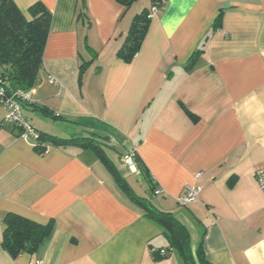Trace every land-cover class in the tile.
Returning <instances> with one entry per match:
<instances>
[{"label":"crops","instance_id":"obj_1","mask_svg":"<svg viewBox=\"0 0 264 264\" xmlns=\"http://www.w3.org/2000/svg\"><path fill=\"white\" fill-rule=\"evenodd\" d=\"M12 1L26 19L38 2L50 14L30 93L58 118L38 111L47 120L34 116L32 127L59 138L107 128L108 159L136 194L174 213L192 251L204 232L211 264H264V192L254 178L264 168V0H166L129 63L116 52L151 0ZM4 115L0 107V264H181L174 254L152 259L166 240L92 151L45 144L39 153ZM130 152L162 194L122 165ZM185 185L200 192L181 207ZM6 214L51 221L52 233L13 258L2 246Z\"/></svg>","mask_w":264,"mask_h":264},{"label":"trees","instance_id":"obj_2","mask_svg":"<svg viewBox=\"0 0 264 264\" xmlns=\"http://www.w3.org/2000/svg\"><path fill=\"white\" fill-rule=\"evenodd\" d=\"M119 1L128 7L135 0ZM161 1L151 0V7L159 5ZM149 10L144 9L133 17L123 43L116 52V57L125 63L131 62L140 50L150 24ZM28 13L30 19L22 15L12 0H0V74L4 79V87L9 92L17 90L30 92L40 82L39 75L42 70V57L48 35L50 14L39 2L30 6ZM186 68L190 69V66ZM27 106L33 107L34 111L48 114L52 119L58 118L48 113L42 106L25 103L23 109ZM109 131L104 127H81L69 138H59L38 132L39 136L34 142V149L43 153L46 151L45 144H48L53 147L74 146L81 150L92 151L109 170L116 184L130 202L141 208L146 219L161 231L166 240V246L161 250L151 249L154 261L163 260L170 254H174L181 264H211L202 250L204 232L200 236L196 250L192 251L189 233L185 226L176 219L174 213L162 210L152 199L136 194L117 172L105 153L107 149H111ZM133 162L137 173L147 180L154 194L156 186L136 154H134ZM154 196L157 197L155 194ZM2 225V246L13 258L23 253L36 252L38 247L50 237L53 230L51 221L46 225H39L14 214H6L2 219ZM161 252L164 255H161Z\"/></svg>","mask_w":264,"mask_h":264},{"label":"built area","instance_id":"obj_3","mask_svg":"<svg viewBox=\"0 0 264 264\" xmlns=\"http://www.w3.org/2000/svg\"><path fill=\"white\" fill-rule=\"evenodd\" d=\"M166 5L167 1L162 0L159 5L152 6L149 10V17L152 18V16H154L157 12L163 10ZM47 81L49 84H55L51 77H48ZM25 103H32L31 93L19 90L9 92L4 87V79L0 74V107L5 111L2 123L17 128L19 133L18 138L23 140H32L34 143L37 140L39 133L34 127H32L29 120L24 116L23 104ZM133 158L134 152L127 153L123 156L122 163L127 167L131 174H136L137 171L133 162ZM200 175V173L197 174V176ZM254 178L260 190L264 192V168L257 169L255 171ZM183 189V193L176 198V203L181 207H186L189 204L195 202L200 192V188L185 185ZM154 194L157 196L162 194L161 189L156 187L154 189ZM161 255H164V253L161 252Z\"/></svg>","mask_w":264,"mask_h":264},{"label":"rangeland","instance_id":"obj_4","mask_svg":"<svg viewBox=\"0 0 264 264\" xmlns=\"http://www.w3.org/2000/svg\"><path fill=\"white\" fill-rule=\"evenodd\" d=\"M38 106V105H37ZM26 114H28V116H30L29 118H28V120H29V122H30V124H35V120L34 121H32L31 120V118L33 119V117L35 116V118H43L44 120H47L45 117H43L41 114L42 113H40V112H38V111H33V112H29V113H26ZM106 154H107V152H106ZM108 155H109V153H108ZM124 155V154H123ZM123 155L121 156V158H123ZM122 162V161H121ZM122 165L125 167V168H127L123 163H122ZM128 170V169H127ZM129 172V171H128ZM138 193H142L141 191L139 192V191H137ZM149 197L152 199V201L155 203V204H157V201L155 200V198H152L151 197V195L149 194ZM158 207V206H157Z\"/></svg>","mask_w":264,"mask_h":264}]
</instances>
